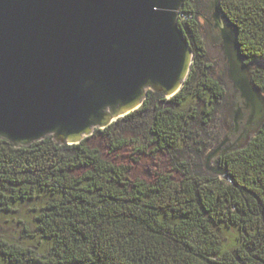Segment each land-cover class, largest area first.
Masks as SVG:
<instances>
[{"label": "trees", "instance_id": "1", "mask_svg": "<svg viewBox=\"0 0 264 264\" xmlns=\"http://www.w3.org/2000/svg\"><path fill=\"white\" fill-rule=\"evenodd\" d=\"M198 1L180 9L194 60L175 95L148 90L139 108L75 144L0 136V264H264V124L221 156L231 180L192 160L132 176L90 142L101 136L110 153L132 147L135 162L180 149L205 157L194 130L228 106L230 82L223 58L209 57ZM220 3L264 92V0Z\"/></svg>", "mask_w": 264, "mask_h": 264}, {"label": "water", "instance_id": "2", "mask_svg": "<svg viewBox=\"0 0 264 264\" xmlns=\"http://www.w3.org/2000/svg\"><path fill=\"white\" fill-rule=\"evenodd\" d=\"M184 0H0V136L16 146L53 135L81 142L139 108L148 90L175 95L194 52L179 27ZM210 17L233 89L241 100L228 137L206 156L208 170L231 180L215 156L244 147L264 124V92L252 80L239 31L220 0ZM224 146V147H223Z\"/></svg>", "mask_w": 264, "mask_h": 264}, {"label": "rangeland", "instance_id": "3", "mask_svg": "<svg viewBox=\"0 0 264 264\" xmlns=\"http://www.w3.org/2000/svg\"><path fill=\"white\" fill-rule=\"evenodd\" d=\"M198 5L202 8L200 12V22L202 25V34L204 40L206 42V46L208 49V54L211 60L218 59L220 57L223 58L222 52L220 50V44L216 40V36L218 35L214 28L211 27L207 20L203 19L202 16L205 18L210 17L209 11V1L208 0H199ZM213 24V20H211ZM224 61V59H223ZM225 62V61H224ZM226 63V62H225ZM232 94L233 89L230 85V95H229V104L227 107L219 106L216 112V115L213 117L209 125L205 127L203 132L200 131V128L196 126L195 132L198 133V138L207 143L209 146L206 150L205 157L202 159H198L193 152H189L184 149H180L175 155L172 153H157L154 154L153 157L151 154H143L140 156L138 162L133 160V157L139 156L138 154L134 153L130 147L129 149L125 148L122 150L117 151L116 153H110V149L107 146V141L104 140L101 136L94 135L91 137L90 142L98 147L104 156L115 158L118 162H124L131 166V175L132 176H139L144 177L147 179H153L154 174L157 170H166L168 171L170 167H172V162L175 164L179 163L180 160L187 162L188 164L195 163L196 165H200L202 168L207 169L206 167V156L209 151L215 148L217 145L220 144L222 140L227 136L226 132V122H232ZM201 132V133H200ZM95 133V131H94ZM225 146H228L227 144ZM218 157L215 156L212 158L210 165L211 166H218L220 165L218 161ZM195 165V166H196ZM209 171V170H208ZM235 234V232H234ZM236 235V234H235ZM226 243H231L232 240L235 239V236L226 233Z\"/></svg>", "mask_w": 264, "mask_h": 264}, {"label": "flooded vegetation", "instance_id": "4", "mask_svg": "<svg viewBox=\"0 0 264 264\" xmlns=\"http://www.w3.org/2000/svg\"><path fill=\"white\" fill-rule=\"evenodd\" d=\"M208 23H209V25L212 24L210 21H208ZM231 105H232V109H233L232 110L233 119H232L231 123L226 122V132H227V137H228L227 145H230L233 143L237 144L239 142V140L241 138V134H242L243 129H244V126H245V120L241 119L237 123L234 120L235 112L238 110V105H241V100L236 99V100L232 101ZM217 157L219 158L218 161L220 162L221 155H219Z\"/></svg>", "mask_w": 264, "mask_h": 264}, {"label": "built area", "instance_id": "5", "mask_svg": "<svg viewBox=\"0 0 264 264\" xmlns=\"http://www.w3.org/2000/svg\"><path fill=\"white\" fill-rule=\"evenodd\" d=\"M180 16H181V13H180Z\"/></svg>", "mask_w": 264, "mask_h": 264}]
</instances>
